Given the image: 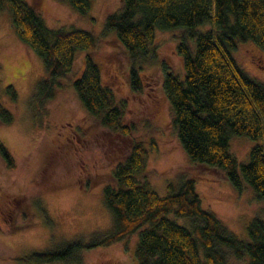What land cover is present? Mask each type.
Listing matches in <instances>:
<instances>
[{
	"label": "trees",
	"instance_id": "1",
	"mask_svg": "<svg viewBox=\"0 0 264 264\" xmlns=\"http://www.w3.org/2000/svg\"><path fill=\"white\" fill-rule=\"evenodd\" d=\"M65 1L82 14L93 4V0ZM4 9L11 14L14 32L41 56L46 69L32 96L33 105L41 106L57 96L64 86L60 78L72 69L77 51L85 50L83 71L73 81L79 99L100 125L131 141L112 169V180L102 188L114 231L33 252L31 258L37 262L71 260L84 247L138 232L137 264H225V248L238 258L248 257V264H264L263 218L253 216L247 226L249 239H240L215 212L202 206L194 179L170 182L166 195L151 188L143 177L148 147L133 138L134 125L123 120L125 102L102 81L100 65L92 55L97 42L92 32L75 26L51 27L27 0H0V11ZM205 23L210 26L198 29ZM156 28H184L177 45L184 76L166 70L163 89L186 153L208 169L221 170L238 189L245 182L264 201V83L248 75L232 54L239 42L246 41L264 50V0H122L121 7L106 17L104 30L116 33L131 58L129 75L136 90L142 86L138 58L149 57ZM190 39H195L194 47ZM4 91L10 100H17L13 84H7ZM13 121L14 114L0 100V124ZM233 134L263 139L251 147L240 169L230 150ZM0 156L15 167L2 143ZM181 216L194 218L193 225L179 223L176 218Z\"/></svg>",
	"mask_w": 264,
	"mask_h": 264
},
{
	"label": "rangeland",
	"instance_id": "2",
	"mask_svg": "<svg viewBox=\"0 0 264 264\" xmlns=\"http://www.w3.org/2000/svg\"><path fill=\"white\" fill-rule=\"evenodd\" d=\"M27 1L49 26H75L97 37L92 55L100 65L102 81L125 102L123 120L134 125L133 138L148 147L143 177L151 188L166 195L170 182L194 179L202 206L215 212L238 238L249 239L247 226L255 215L264 219V201L245 182L238 189L221 170L208 169L190 158L173 125L163 81L166 70L184 76L177 51L184 28H156L149 57L138 58L142 86L136 90L129 75L131 58L116 33L104 30L106 17L121 7L122 0H93L87 14L65 0ZM209 26L201 24L198 29ZM189 43L194 47L195 39ZM85 54V50L77 51L72 69L60 78L64 86L57 96L35 107L32 96L46 75L43 60L14 32L9 10L0 11V100L14 114L12 123L0 124V143L15 161L11 168L0 156V264H137L138 232L84 247L71 260L37 262L30 257L70 240L100 238L115 229L102 188L112 180V169L131 141L100 125L79 99L73 81L83 71ZM232 54L248 75L264 83L262 48L252 41L239 42ZM9 83L17 90L16 101L5 95ZM261 142L262 138L231 136L230 150L239 169L248 161L251 147ZM176 220L191 227L194 218ZM225 249V264H248V257L238 258Z\"/></svg>",
	"mask_w": 264,
	"mask_h": 264
}]
</instances>
